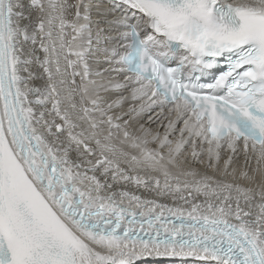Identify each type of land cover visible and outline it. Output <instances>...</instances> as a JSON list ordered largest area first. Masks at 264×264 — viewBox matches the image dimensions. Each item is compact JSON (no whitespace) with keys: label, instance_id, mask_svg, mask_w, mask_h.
<instances>
[{"label":"snow or ice","instance_id":"obj_1","mask_svg":"<svg viewBox=\"0 0 264 264\" xmlns=\"http://www.w3.org/2000/svg\"><path fill=\"white\" fill-rule=\"evenodd\" d=\"M0 264H264V0H0Z\"/></svg>","mask_w":264,"mask_h":264},{"label":"bare ground","instance_id":"obj_2","mask_svg":"<svg viewBox=\"0 0 264 264\" xmlns=\"http://www.w3.org/2000/svg\"><path fill=\"white\" fill-rule=\"evenodd\" d=\"M101 95L103 97H105L108 102H112V101L118 99L119 98V95H123L126 100L131 99L130 92H128V91H125V92H123L121 94H117V93L109 94V93H106V92H102ZM129 103L132 104V106H130V107H136V106H138L142 102L141 101H129ZM125 105H128V104L124 103V104L121 105L120 108H115L114 107L113 109L110 110V113L111 114H120L121 112L127 113L128 110L125 109ZM133 115L134 116H137V114H133ZM146 117H148L147 122H144L146 127H148V126H150V127L157 126L158 121L155 119V117H152V118L149 117V116H146ZM133 123L136 124L135 122H133ZM155 128H157V127H155ZM239 162L241 164L243 163L242 156H241Z\"/></svg>","mask_w":264,"mask_h":264},{"label":"rangeland","instance_id":"obj_3","mask_svg":"<svg viewBox=\"0 0 264 264\" xmlns=\"http://www.w3.org/2000/svg\"><path fill=\"white\" fill-rule=\"evenodd\" d=\"M154 129V128H153Z\"/></svg>","mask_w":264,"mask_h":264}]
</instances>
